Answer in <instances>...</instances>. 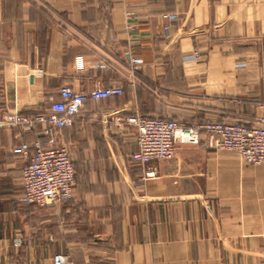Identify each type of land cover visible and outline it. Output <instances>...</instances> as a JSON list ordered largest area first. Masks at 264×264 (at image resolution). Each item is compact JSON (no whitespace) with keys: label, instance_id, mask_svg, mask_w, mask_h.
Instances as JSON below:
<instances>
[{"label":"crops","instance_id":"1","mask_svg":"<svg viewBox=\"0 0 264 264\" xmlns=\"http://www.w3.org/2000/svg\"><path fill=\"white\" fill-rule=\"evenodd\" d=\"M162 13L177 15L167 33ZM136 56L142 64L130 63ZM62 85L122 94L86 99L56 131L74 168L62 203L19 202L22 167L46 137L0 127V263L53 264L63 253L74 264H264V162L181 144L145 167L131 158L136 129L124 121L255 125L264 0H0L2 108L38 113ZM22 143L26 158L13 151Z\"/></svg>","mask_w":264,"mask_h":264},{"label":"built area","instance_id":"2","mask_svg":"<svg viewBox=\"0 0 264 264\" xmlns=\"http://www.w3.org/2000/svg\"><path fill=\"white\" fill-rule=\"evenodd\" d=\"M165 20L162 29L167 33L170 22L176 20L175 13H162ZM128 28H131L128 25ZM197 55L194 51L192 57ZM132 65L143 63L141 57H132ZM122 94L118 86L94 87L89 91L74 90L68 85L59 88V99L53 100L42 111L28 115L18 111H7L0 104V127L18 126L26 131H35L46 137L45 142L37 139L33 143L34 153L22 167V193L19 202L25 205L43 207L69 200L73 195L74 168L70 150L66 145H55V133L74 124L77 115L88 98H107ZM136 129V150L133 161L147 167L155 160L170 159L178 145L203 144L207 148L227 150L236 153L244 162H264V116L253 126L241 122L201 121L179 123L164 117H144L136 114L124 119ZM119 120L115 121L118 125ZM46 144V145H44ZM29 145L22 143L14 152L28 156ZM154 176V170H147L144 178ZM21 245V236L13 241ZM53 264H74L67 254L57 253ZM8 264V263H0Z\"/></svg>","mask_w":264,"mask_h":264},{"label":"trees","instance_id":"3","mask_svg":"<svg viewBox=\"0 0 264 264\" xmlns=\"http://www.w3.org/2000/svg\"><path fill=\"white\" fill-rule=\"evenodd\" d=\"M23 114H25V113H23ZM32 114H36V113H32ZM32 114H28V115H32Z\"/></svg>","mask_w":264,"mask_h":264}]
</instances>
